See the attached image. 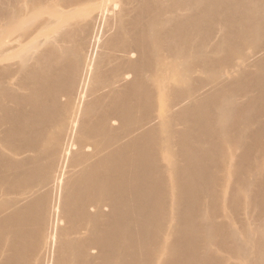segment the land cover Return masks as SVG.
<instances>
[{
    "label": "bare ground",
    "instance_id": "bare-ground-1",
    "mask_svg": "<svg viewBox=\"0 0 264 264\" xmlns=\"http://www.w3.org/2000/svg\"><path fill=\"white\" fill-rule=\"evenodd\" d=\"M0 264H264V0H0Z\"/></svg>",
    "mask_w": 264,
    "mask_h": 264
}]
</instances>
